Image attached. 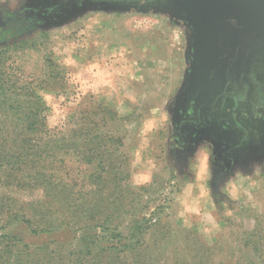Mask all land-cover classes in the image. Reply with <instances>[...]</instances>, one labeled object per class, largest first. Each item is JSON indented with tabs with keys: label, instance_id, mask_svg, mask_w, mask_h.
I'll list each match as a JSON object with an SVG mask.
<instances>
[{
	"label": "rangeland",
	"instance_id": "obj_1",
	"mask_svg": "<svg viewBox=\"0 0 264 264\" xmlns=\"http://www.w3.org/2000/svg\"><path fill=\"white\" fill-rule=\"evenodd\" d=\"M198 2L0 0L8 78L0 107L37 103L14 116L16 130L42 109L39 95L44 135L87 127L110 136L124 169L120 183H103L107 169L79 164L72 153L64 165L54 161L47 191L46 162H23L9 181L15 187L0 185L1 234L11 231V217L50 222L53 233L81 225L100 234L122 198L126 214L148 216L163 205L162 220L139 255L113 264H264V25L233 36L220 56L203 55L212 34ZM28 17L35 27L24 25ZM107 111L112 120L102 122ZM0 126V138L14 133ZM17 145L0 139L7 156ZM21 236L24 244L1 245L0 264H68L72 256L71 234L57 243L55 234ZM98 260L91 264H109Z\"/></svg>",
	"mask_w": 264,
	"mask_h": 264
},
{
	"label": "trees",
	"instance_id": "obj_2",
	"mask_svg": "<svg viewBox=\"0 0 264 264\" xmlns=\"http://www.w3.org/2000/svg\"><path fill=\"white\" fill-rule=\"evenodd\" d=\"M5 61V54L0 52V95H6L8 97V91L6 90L4 83H2V80H8L6 73L1 67ZM35 99L37 100L39 107H41V102L45 104L44 100L42 101L39 95L36 96ZM16 103L18 104L14 107ZM23 103H25V101L18 100L13 101L11 104L3 103L2 107H0V124L15 128L12 129L14 133L9 131V136H2L0 139H2L3 144L6 143L8 146L9 144H19L17 147L14 146L13 149H8L15 150L18 155H15L14 152L12 156H7L6 154L8 153L5 151L6 148H0V185L5 187L11 185L15 187L14 184L16 182L9 181H17L16 177L23 172L21 167L23 162H31L33 165L46 162L45 167L49 169H46L45 175L42 178L44 181V188L49 191L51 179L57 177L52 171V169L54 170V163L60 162L61 165H64V160L61 157L68 156L72 153L78 157L77 163L79 164L93 163V165L96 166L97 164V166L103 170L107 169L106 174L108 172L109 176L101 177L103 183H109L110 181H112V184L120 183L116 180L117 177H120L124 173V169L123 167H119L121 166L120 163L118 164L117 159L113 158V153L116 149L114 148V143L110 140V136L107 139V137H103V134H92L91 130L87 127L72 130V134H66V136L62 138L57 137V139L52 138L51 135H44L46 121L45 118L41 117L43 111H45L43 103L41 110L34 109L28 113L26 118L29 123H23V131H20V129L16 130L19 125L15 123L14 116L19 114L23 115L25 111L24 106H29L30 104L37 106V103L32 101L28 105H23ZM110 115V111L105 112L101 121L105 122L107 119L112 120ZM1 130L2 128L0 126V131ZM34 135H36L37 138L34 139ZM22 144H36L39 147L33 146L28 150H21L20 147ZM80 145H82V147L79 148ZM64 147L67 148L63 149ZM51 159L53 160L51 162L52 165L48 166L47 161ZM105 178L106 181L104 180ZM39 180L40 179L38 178L37 181ZM113 203L115 212H113L111 216L109 215V217H107L108 220L101 225L103 226V229L100 231V234L96 233L93 235L81 225H75L66 229L60 228L57 232L53 233L51 232L53 226L50 222H48V226L35 227V224L31 219L28 220L23 218L16 222V220L14 221L16 217H11L7 226L11 231L4 234L0 233V249L4 242L7 247L12 243H16V245L20 243L24 244L21 233L28 232L35 237H41L43 234H55V237L58 238V240H55L56 243L57 241L61 242L62 239L67 241L68 235L71 234L73 239L69 245L72 251V256L69 257L68 264H91V262L94 261V259L96 261L97 258L99 259L97 261L98 263L108 261L109 264H113L114 262L111 261L113 258L128 259L129 256L139 255L144 248L148 232L152 225L160 223L162 220V216L159 212H161L160 210L163 205H159L155 211L147 216L135 213L130 214L128 212L126 214L125 209L127 207L122 198H119ZM125 219L128 220L126 221V225L124 223L125 221H123ZM115 220L116 223L114 222ZM12 222L16 223H13L12 225ZM21 227L24 231L19 230ZM126 227L130 229L129 234ZM82 232H86V235H83ZM85 253L86 256H84ZM121 260H119V264L122 263Z\"/></svg>",
	"mask_w": 264,
	"mask_h": 264
},
{
	"label": "water",
	"instance_id": "obj_3",
	"mask_svg": "<svg viewBox=\"0 0 264 264\" xmlns=\"http://www.w3.org/2000/svg\"><path fill=\"white\" fill-rule=\"evenodd\" d=\"M196 8L205 13L212 34L203 55L220 56L233 36L249 35L253 24L264 25V0H199Z\"/></svg>",
	"mask_w": 264,
	"mask_h": 264
},
{
	"label": "flooded vegetation",
	"instance_id": "obj_4",
	"mask_svg": "<svg viewBox=\"0 0 264 264\" xmlns=\"http://www.w3.org/2000/svg\"><path fill=\"white\" fill-rule=\"evenodd\" d=\"M49 10H51V9H49ZM52 14H54V13H52ZM23 23H24V25H28V27H35L37 24L35 23L36 21L35 20H33V19H31L30 17H28V19L27 18H23ZM27 27V28H28ZM229 86L227 85V87L225 88V92H227V88H228ZM209 148V153L211 154V151H212V149H213V147H208ZM210 157H211V155H210ZM233 158L234 159H236L237 161H239V162H243L244 161V158H243V155H242V153L241 152H237L234 156H233ZM210 160H211V158H210ZM244 163V162H243Z\"/></svg>",
	"mask_w": 264,
	"mask_h": 264
}]
</instances>
